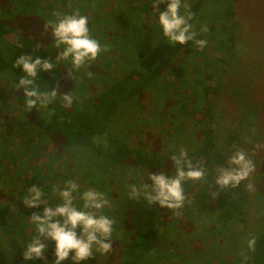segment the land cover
<instances>
[{
	"label": "rangeland",
	"instance_id": "1",
	"mask_svg": "<svg viewBox=\"0 0 264 264\" xmlns=\"http://www.w3.org/2000/svg\"><path fill=\"white\" fill-rule=\"evenodd\" d=\"M116 3L115 0H0V16L10 20L11 25L35 38L45 49L54 51L58 56L63 45L56 48L51 29H47L49 21L55 22L65 15L79 13L88 17L89 33L93 39L99 43L105 41L106 44H111L113 28L110 25L112 18L109 12ZM234 5L235 42L232 56L227 59V63L223 64L221 60L227 58L228 54L213 53L208 46L205 47L204 54L205 61L210 65L207 71L197 74L192 69L194 65L189 59H178L183 62L182 65L190 68L183 77L188 86L182 87L177 96L179 98L180 94H184L183 101L179 102L178 98L174 100L162 94L156 96L153 92L147 93L141 98L135 111H129L130 113L125 114L120 120L119 125L127 127L125 129L127 132L123 136L129 140L131 146L143 147L165 159L158 171L142 168L138 169V172L137 170L135 173L124 172L125 174L120 176L121 173L116 168L105 169L103 166H97L90 157L84 162L81 160L80 164L76 161L72 163L71 160L64 164H61V161H53L50 167H47L48 180L50 182L53 180L50 192L45 193L46 196L50 195L49 200L45 199L48 207L62 203L54 189H63L69 181L79 186V192L73 194L76 197L74 204L78 208L83 207L80 194L87 189L103 192L110 202V206H106L102 214L115 220L111 237L112 251L106 255L94 251L89 264H119L123 244L143 232L145 229L142 226L143 221L149 222L148 228L156 231L158 243L156 245L159 246L158 251L148 257L147 264H238L237 256L243 253L246 242L245 237L240 238L237 233L244 231L247 236V228L261 212L259 201L264 193V0H235ZM187 6H182V10H186ZM138 24L140 25V22ZM101 49L95 60L86 62L78 70L73 69L69 58L68 64L75 72L78 88L87 96L101 91L107 80L119 74L120 60L111 64L113 61L111 58L104 59L105 64H111L110 68L98 62V57L102 58L108 53L105 46ZM204 64L206 63L202 62V65ZM206 75L210 76L208 80ZM198 76L204 85L217 86L211 107H209L213 100L211 95L208 99L201 97V103L197 104L200 94L194 83ZM11 101L13 102V92L6 89L5 83L0 80V109L3 111L1 121L11 122L13 114V109L9 106ZM183 102L187 108L190 103L191 110L193 107L194 110H198L195 115L198 120L205 116L202 120L204 124L207 109L210 108L211 127L220 154L227 159L234 151L242 149L256 165V171L240 183L243 191L240 199L244 219L232 224V228L237 230L234 233L223 229L217 234L219 224L214 223L215 211L210 207L215 197L204 193L198 181L184 182L186 200L181 209L167 210L154 203L159 213L151 220L145 219V211L152 205L146 201L144 204H148V207L144 208L143 197L138 201L129 199V185L135 184L139 187L144 182L150 183L147 180V172L165 171L168 175H174L175 168L170 156L178 155L184 150L189 158L188 147L203 138L202 123H196L195 117L186 120L180 116V103ZM1 140L0 131V143ZM77 152L78 150L73 151V154L77 155ZM6 160L7 158H0L1 204L5 199L17 202L21 197L18 195L21 188L19 165L11 163L12 160L11 162ZM225 166L227 161L217 165L216 169ZM9 168L13 170L7 172ZM215 177L216 171L211 175L209 184H215ZM248 184L253 185L251 190L247 187ZM211 193L217 194L218 190L214 189ZM12 207L10 217L14 227L9 225L0 228V248L12 254H21L26 244L36 235V229L31 219H23L15 212L17 211L15 205L11 204ZM229 241L232 242L231 246L228 244ZM17 264L44 262L38 259L24 261L21 256ZM66 264H70V260H66Z\"/></svg>",
	"mask_w": 264,
	"mask_h": 264
},
{
	"label": "trees",
	"instance_id": "2",
	"mask_svg": "<svg viewBox=\"0 0 264 264\" xmlns=\"http://www.w3.org/2000/svg\"><path fill=\"white\" fill-rule=\"evenodd\" d=\"M115 1L117 3L109 12L112 18L110 25L113 28L111 44H106L105 41L100 43L101 47L105 46L108 53L102 58L98 57L97 60L109 68L115 61L120 60L119 74L107 80L103 89L92 96H87L79 90L75 72L68 64L69 59L57 62L54 51L45 49L35 38L11 25L10 20L0 16V80L5 83L6 89L13 92V102L9 103L13 109L12 120L11 122L0 120L2 134L0 154L4 152L0 158H7L6 162L12 160L11 163L19 165L21 188L18 195L22 197L17 202L5 199L6 201L0 203V228L9 225L14 227L10 217L13 209L11 204L15 205L17 208L15 212L23 219H30L33 212L42 213L43 208L48 207L45 199L49 200L50 195L46 196L45 193L50 192L53 180L51 182L48 180L47 167H50L53 161H61V164H64L67 160H71L72 163L76 161L80 164L81 160L84 162L90 157L97 166H103L105 169L116 168L121 173L120 176L124 172L135 173L136 170L138 172V169L142 168L158 171L165 159L143 147L131 146L129 140L123 136L127 132L125 130L127 127L119 125L120 120L125 114L135 111L144 94L153 92L156 96L162 94L174 100L178 98L180 89L188 86L183 77L190 69L182 65L183 62L178 59H189L194 65L192 69L198 74L207 71L210 66L204 58L205 47L208 46L213 53L228 54L227 58H222L223 64H226L227 59L232 56L236 26L235 0H182V6H188L184 11L181 8L180 13L182 15L186 12L191 13L192 19L189 23L196 33L195 39L207 41L203 48L198 47L194 40L185 44H170L163 37L162 30L156 22L158 15L152 14V0ZM157 7L163 11L166 4ZM205 26L207 31H202ZM20 55H30L33 59L40 57L53 62L55 65L53 70L39 72L40 79L36 83L49 91L55 88L58 95L71 91L74 97L72 104L66 106L63 99L57 96L47 108L37 105L34 109L27 110L23 91L13 89L18 78L23 75L19 68L13 67L14 61ZM106 58L113 60L110 65L104 63ZM202 62L206 64L202 65ZM209 78L210 76L206 75V79ZM200 79V76L197 80L194 79V85L200 94L197 104L201 103L202 98L208 99L211 95L213 98L209 104L211 107L217 86H206ZM180 97L179 102L183 101L184 94H180ZM183 103H180V116L186 120L195 117L198 110H194L195 107L191 110L189 106L192 104L189 103L187 108L186 103ZM1 111L2 109L0 116L3 115ZM209 114L210 108L206 112V125L202 123L205 116L201 120L195 117L196 123L204 125L201 129L203 138L188 147V159L194 166H201L206 170L204 180L198 181L204 193L209 195L214 189L218 190L210 204L215 211L214 223L219 224L217 234L223 229L234 233L237 230L232 228V224L244 219L240 199L243 191L240 185L221 190L217 185L209 184L216 166L227 161L217 150ZM77 150V155L80 153L78 157L73 154V151ZM12 170L9 168L7 172ZM33 185L44 193L43 202L35 209L28 208L23 203L24 197ZM144 203H146L145 199L142 206L147 208L148 204ZM259 207L260 214L256 215L248 228L246 227L247 236L244 231L237 233L240 238L244 236L246 242L243 253L237 256L238 264H264V193L259 201ZM158 213L156 206L152 205L148 211H145V219L151 220L158 216ZM142 226L145 228L143 232L123 244L119 264H147L151 253L158 251L156 231L148 228L149 222L143 221ZM252 237L256 238V244L254 250L249 251L247 241ZM46 244L45 259L48 264H53L54 244L52 242ZM228 244L231 246L232 242L229 241ZM21 254H12L0 248V264H17L21 260ZM90 261L91 258L84 263L89 264ZM62 264H66V261Z\"/></svg>",
	"mask_w": 264,
	"mask_h": 264
},
{
	"label": "clouds",
	"instance_id": "3",
	"mask_svg": "<svg viewBox=\"0 0 264 264\" xmlns=\"http://www.w3.org/2000/svg\"><path fill=\"white\" fill-rule=\"evenodd\" d=\"M166 4L161 11L157 5ZM152 14L158 15L156 21L162 30V35L170 44H185L193 41L203 48L206 40H196V33L189 23L192 19L190 12L182 15L180 9L182 0H152ZM54 39L56 48L63 45L56 57V61L71 58L73 69H79L86 62L95 60L102 51L100 43L93 39L89 33L88 17L79 13L65 15L57 21H49L48 28ZM45 29V30H47ZM202 31H207L206 26ZM21 46L22 45H18ZM14 68H19L23 73L13 89L22 90L24 104L27 110L34 109L37 105L47 108L57 96H60L66 106H70L74 97L71 91L58 95L55 88L47 90L36 83L39 72H50L55 67L48 59L30 55H20L13 63ZM175 168L174 175H168L165 171L156 173L147 172V180L150 183H142L139 187L129 185V199L138 201L141 197L150 205L158 204L167 210L181 209L186 200L184 182L201 181L206 176V170L201 166H194L187 158V153L181 150L178 155L170 156ZM256 171V165L244 150H236L227 158V166L216 169L215 185L223 190L228 187H238L242 181ZM247 187L251 190L252 184ZM62 203L54 207H44L42 213L33 212L31 222L35 225L36 235L26 244L22 251L24 261L41 260L47 264L45 252L46 242L54 244L53 264H62L70 260V264H81L92 258L93 252L108 254L112 251V233L115 220L102 214L106 206H110L109 200L103 192L87 189L80 194L83 207L78 208L74 204V193L79 192V186L69 181L63 189H54ZM44 193L33 185L24 197L26 207L38 208ZM216 193H211L215 197ZM256 238L247 241L249 251L254 250Z\"/></svg>",
	"mask_w": 264,
	"mask_h": 264
}]
</instances>
